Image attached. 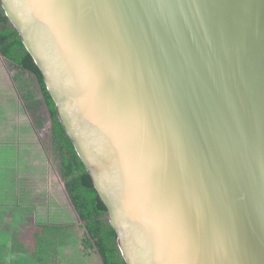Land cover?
Segmentation results:
<instances>
[{
  "label": "water",
  "instance_id": "95a60500",
  "mask_svg": "<svg viewBox=\"0 0 264 264\" xmlns=\"http://www.w3.org/2000/svg\"><path fill=\"white\" fill-rule=\"evenodd\" d=\"M126 264H264V0H0Z\"/></svg>",
  "mask_w": 264,
  "mask_h": 264
},
{
  "label": "trees",
  "instance_id": "16d2710c",
  "mask_svg": "<svg viewBox=\"0 0 264 264\" xmlns=\"http://www.w3.org/2000/svg\"><path fill=\"white\" fill-rule=\"evenodd\" d=\"M0 55L36 79L40 103L36 101L35 94L29 92H23L22 98L35 128L42 129L44 122L41 116L36 115L38 107L44 105L47 111L51 154L57 163V172L66 194L81 221L83 249L94 251L101 264H126L116 246V232L105 218L107 208L57 118L55 103L46 88L43 75L25 49L17 31L9 23L1 5ZM68 227L60 224L42 225V232L35 238V254L31 255L19 244L17 233L8 238L5 227L0 226V264H62L59 254L65 248L64 243L70 241L66 234L70 229Z\"/></svg>",
  "mask_w": 264,
  "mask_h": 264
},
{
  "label": "crops",
  "instance_id": "0c3cea01",
  "mask_svg": "<svg viewBox=\"0 0 264 264\" xmlns=\"http://www.w3.org/2000/svg\"><path fill=\"white\" fill-rule=\"evenodd\" d=\"M34 85L37 87L36 79L31 74L0 55V205L3 206L6 203L22 208L36 205L38 184L43 182L45 185L39 175H49L51 149L46 150L42 146L40 132L43 130L35 128L22 98L25 91L32 94ZM36 96H40L38 87ZM40 163H43V167H40ZM53 215H56L55 211ZM13 233L18 235V230ZM70 241L65 242V246L69 247ZM18 242L24 246L21 241ZM24 249L27 250L26 247ZM27 253L35 254V247L33 252L27 250Z\"/></svg>",
  "mask_w": 264,
  "mask_h": 264
},
{
  "label": "rangeland",
  "instance_id": "374dc122",
  "mask_svg": "<svg viewBox=\"0 0 264 264\" xmlns=\"http://www.w3.org/2000/svg\"><path fill=\"white\" fill-rule=\"evenodd\" d=\"M36 89L37 87L34 85V93L32 92V94H35ZM39 98L40 96H36V101L40 103L41 99ZM36 115L41 116L44 120L43 131L40 132L41 144L46 150H50V120L44 105L38 107ZM51 156L49 155L48 177L39 175L45 185L42 181L38 184L37 199L34 201L36 205L22 208L15 204L10 205L11 203H6L5 206L1 204L0 226L6 228L8 238L12 235V232L18 230V240L31 253L37 243L35 238L42 232L41 226L44 223L68 224L70 229L64 232L71 241L70 246H65L62 254H59L62 264H101L94 251L83 249L81 221L71 205L68 195L63 190L62 181L57 172V163ZM40 167H43V163H40ZM33 185L35 186V184ZM49 204L50 206H48ZM53 205L55 206L53 207ZM53 211L56 212L55 216Z\"/></svg>",
  "mask_w": 264,
  "mask_h": 264
}]
</instances>
